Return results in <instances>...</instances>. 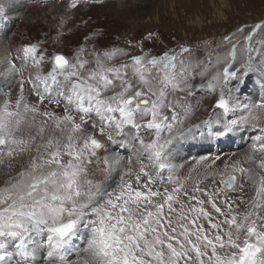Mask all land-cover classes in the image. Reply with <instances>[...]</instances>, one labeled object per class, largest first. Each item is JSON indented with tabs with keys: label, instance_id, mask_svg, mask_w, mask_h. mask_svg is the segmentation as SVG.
I'll return each instance as SVG.
<instances>
[{
	"label": "snow or ice",
	"instance_id": "1",
	"mask_svg": "<svg viewBox=\"0 0 264 264\" xmlns=\"http://www.w3.org/2000/svg\"><path fill=\"white\" fill-rule=\"evenodd\" d=\"M8 10L9 0H0V18ZM100 35L71 59L53 55L50 70L38 44H25L15 57L20 66L4 69L21 79L20 95L0 102V165L19 162L0 188V264L14 256L15 264H39L41 245L53 256L80 227L89 256L82 264H264V97L242 98L256 64L264 69V20L244 37L238 66L235 33L206 63L184 45L144 51V40L156 38L151 32L124 47L98 46ZM28 67L36 74L25 79ZM26 84L34 100L25 97ZM197 92L215 96L202 123L216 137L248 128L259 135L245 154L249 166L236 161L230 171L206 174L209 185L189 187L172 160L201 127L189 123L204 102ZM60 264H68L63 256Z\"/></svg>",
	"mask_w": 264,
	"mask_h": 264
},
{
	"label": "rangeland",
	"instance_id": "2",
	"mask_svg": "<svg viewBox=\"0 0 264 264\" xmlns=\"http://www.w3.org/2000/svg\"><path fill=\"white\" fill-rule=\"evenodd\" d=\"M15 1L18 4H15ZM9 2L11 4H9L7 16L17 20L13 24L12 20H8L7 24H11L12 27L5 32L1 31L4 34L0 35L1 43L9 53L8 63H14L13 58L15 59L17 50L23 45L36 43L38 52H44L49 61L43 65L45 70H50V58L55 54L61 53L71 59L78 47L90 50L92 44L97 40L98 33L101 34L98 46L124 47L126 40H131L135 45L151 32L157 34L156 38L154 41L144 40V51H151L153 54L159 55L169 49L179 51V46L184 45L191 48L202 63L207 62L209 55L213 58L216 56V45L221 43L224 36L235 33L232 39L234 42L239 41L237 47L238 66L246 55L244 37L253 24L264 20V0H83L76 8L70 7L72 0H49L46 3L28 0H24L23 3L18 0H9ZM62 20L63 24H61ZM243 25L249 27L243 32H237L236 30ZM261 38L262 34L257 33L253 38V44L258 47L256 42ZM101 50H103L102 47ZM126 50L132 51L131 49ZM228 50H230V46ZM135 54H139V48L135 49ZM120 59H127V57H120ZM213 62L215 61L213 60ZM8 66L0 68V83L2 82L0 89L5 86V89L0 93V102L5 99L6 94L10 93L13 100L20 95L18 85L21 76L13 74L11 77L9 74H4V69ZM25 73L27 75L24 74V78L29 74L35 75V70L28 67ZM262 76H264V69L257 63L256 74L249 78L244 89L242 97L244 102H259L264 97ZM200 82L198 77L194 81L197 84ZM29 88L30 85L26 84L24 95L29 100H34L35 98L29 93ZM251 96L252 98L249 99ZM201 98L204 102L189 123L200 124L201 127L198 130L210 134L212 130L202 122L208 120L213 113L212 105L215 96L197 92L196 99ZM261 127H264V118L261 120ZM196 130L194 133L198 136ZM237 134L241 137L238 139V144L244 146H235V152L232 153L215 156L210 153L188 152L186 147L185 151L182 150V147L179 149L172 163L175 164L174 166L182 179L190 177L189 187L196 182H202L207 186L210 181L206 178V174L230 171L231 169L226 168V165L234 164L236 159L244 166H248L243 155H245V149L252 144L254 136L259 135L256 129H241L229 136L217 137L215 144L219 148H226V144L232 147L230 139ZM247 136L248 142L245 143ZM193 137L192 134L183 143ZM201 157L205 159H201ZM184 158L189 159L179 164ZM18 165L19 162H16L10 168L7 161L4 165H0V188L6 186L11 175H15ZM246 188L251 190L255 196L253 186L249 184L246 185ZM77 233L78 238L73 239L68 247L69 254H73L75 251L74 255L70 256L68 264H82V261L89 259L88 252H84L86 247L84 248L83 239H81L83 236H87V230L80 227ZM82 250L84 258L81 256L82 254L75 255ZM61 252L67 254L63 250ZM18 259L19 257L14 256L13 264ZM36 259L39 264H54L42 263V258L36 257ZM47 259L48 257L45 261Z\"/></svg>",
	"mask_w": 264,
	"mask_h": 264
},
{
	"label": "bare ground",
	"instance_id": "3",
	"mask_svg": "<svg viewBox=\"0 0 264 264\" xmlns=\"http://www.w3.org/2000/svg\"><path fill=\"white\" fill-rule=\"evenodd\" d=\"M18 1L19 2H22V3L24 2V0H18ZM12 3H13V1H12ZM9 4H11V3L9 2ZM15 4H18V2L15 1ZM16 18H17V16H16ZM8 20H12L13 21L12 24H13L14 21L17 20V19H14L13 20V18H11L9 16H7L6 19L4 18V21L5 22H4L3 29L1 30L2 32H5L7 30H10V28L12 27L11 24H7ZM3 34L4 33H2V35ZM1 40L2 39H0V68L3 69L7 65H9V63H8V59H9L8 55H9V53L6 52V48H4V44L1 43ZM9 75H11V77H13V73H11V74L9 73ZM25 75H27V74L25 73ZM11 79L14 80L13 78H11ZM1 81H4V80H1ZM1 84H2V82L0 83V85ZM4 89H5V86H3L0 90L3 91ZM251 98H252V96L249 99H251ZM196 131H197V135L198 136H196L195 133L193 132L194 137L192 139H190L188 142L183 143V146H182V150L183 151H185V147H186L188 152L195 151V152H198V154H201V153H203V154L204 153H210V154H214L215 156H219V155H222L223 153H232V152H235V148H234L235 146H244V145H239L238 144V139L241 138L238 134H237V136L232 137L230 139V142L232 143V147H230L228 144H226V146L228 148L227 147L226 148H219L215 144V139L217 137L213 134V132H211L210 134H207V133L202 132L201 130H198V129ZM246 142H248V136H247V140L245 141V143ZM194 148H196V149H194ZM249 148L250 147H248V148L245 149L244 154L248 153ZM116 150L119 151V152L120 151H123L122 149H116ZM121 154H123V155L126 156V155H130L131 152L129 150L128 152H124V153H121ZM243 157L245 158V155H243ZM188 159L184 158L179 164L184 163ZM236 161H237V159H236ZM257 162H258V160H257ZM176 164H178V163H176ZM246 165H248V163H246ZM217 179H218V177H217ZM207 184L209 185V183H207ZM249 196L254 197L251 190H249ZM75 238H78V233L77 232H76V235H74L71 238L70 243L73 242V239H75ZM81 239H83V243H84L83 246H84V248L86 247V249H87V236H83V238H81ZM70 243L68 245H66V247L63 249V252H67V254H64L62 252H58V253H54L53 254V256H56L57 257V261H54L53 260V258H52L53 256H48V254H47L48 253V247H47L46 244L41 245L39 247L37 258H42V263H43L45 261V259L48 257V259L45 262L54 263V264H60V257L63 256L65 258V260L69 263L70 256L74 255V253H75V251H73V254H69L68 253V247L70 246ZM86 249H84V252L87 251ZM83 254L84 253H83V250H82V252H80L79 254H75V255L76 256L77 255L78 256L81 255L83 257L84 256ZM83 258H82V260H83Z\"/></svg>",
	"mask_w": 264,
	"mask_h": 264
}]
</instances>
